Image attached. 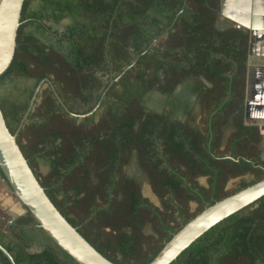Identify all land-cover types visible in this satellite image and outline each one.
I'll return each instance as SVG.
<instances>
[{"label": "trees", "instance_id": "1", "mask_svg": "<svg viewBox=\"0 0 264 264\" xmlns=\"http://www.w3.org/2000/svg\"><path fill=\"white\" fill-rule=\"evenodd\" d=\"M218 12L219 0L22 2L13 56L0 85L18 77L33 84L20 102L0 97V110L13 133L45 77L69 111L63 95L87 105L85 113L103 93L96 122L92 114L77 122L49 84L40 88L16 142L57 210L113 263L147 264L205 206L264 177L259 128L244 123L248 32L218 28ZM63 19L69 20L64 30L53 29L51 23ZM98 72L108 77L106 83ZM188 79L202 96L200 129L144 104L150 91L169 96ZM96 85H102L99 93ZM228 120L234 130L220 147ZM132 152L160 205L124 176ZM38 159L48 163L44 175L34 168ZM244 174L251 179L225 188ZM197 175L205 176V185ZM0 177L6 182L1 170ZM246 207L252 209L239 214ZM148 222L152 234L143 232ZM8 227L15 240L3 241L0 229V243L15 264H78L28 211ZM37 242L41 249L29 250ZM0 264H10L1 251ZM168 264H264V195L210 227Z\"/></svg>", "mask_w": 264, "mask_h": 264}, {"label": "water", "instance_id": "2", "mask_svg": "<svg viewBox=\"0 0 264 264\" xmlns=\"http://www.w3.org/2000/svg\"><path fill=\"white\" fill-rule=\"evenodd\" d=\"M23 0H0V73L10 63L14 48L16 30ZM219 13L231 21L237 28H245L255 34L264 26V0H219ZM248 58L246 65H248ZM49 84L59 104L65 111L75 116L91 114L98 102L87 112L77 114L69 111L57 94L51 80L41 79L33 89L16 130L11 133L0 110V170L19 203L35 219L46 235L78 264H116L100 254L79 232L62 216L45 194L37 178L29 167L16 142V133L31 110L41 85ZM245 99V103H246ZM247 109L245 107V116ZM260 133H264V124L259 123ZM264 195V177L215 202L205 206L200 212L184 223L167 240L147 264H168L196 238L210 227L249 205ZM11 215V214H10ZM17 215H11L15 218ZM0 251L10 264H15L11 254L0 243Z\"/></svg>", "mask_w": 264, "mask_h": 264}, {"label": "crops", "instance_id": "3", "mask_svg": "<svg viewBox=\"0 0 264 264\" xmlns=\"http://www.w3.org/2000/svg\"><path fill=\"white\" fill-rule=\"evenodd\" d=\"M215 25L220 29H225L228 27H235L233 21L229 18L221 15L219 12L217 14ZM245 29V28H244ZM247 30V29H246ZM248 32V65L247 67V79H246V87H245V99L244 102V116H245V107L247 109V117H244L245 124L257 125L259 128V123L264 124V29L255 32V34ZM204 85L206 87H210L211 83L202 79ZM183 86V102L178 104L177 97L181 96L176 95L179 91V86ZM192 82L191 80H185L183 83L178 84L172 94L169 96H165L160 94L157 91H150L145 95L146 97H151L154 94L162 96L166 98V106H161L159 109L148 107L145 103V106L153 111L161 112L164 111L166 113L171 114V116L175 119H179L182 121H186L191 127L195 129H200V117L202 113V96L196 94L192 91ZM176 95V97H175ZM180 97H178L179 100ZM197 100V101H196ZM196 101V102H195ZM234 130V125L231 120H228L223 128H222V138L220 147H222L229 136V134ZM260 132V130H259ZM261 134V149L264 147V133ZM263 151V149H262ZM261 158L264 160L261 152ZM196 180L205 185V176L197 175ZM1 184V183H0ZM151 202L158 205L154 199L156 196L154 194L145 195ZM11 204L17 205L13 198L10 196L4 195L0 193V205L3 208H6V212L10 215H14L10 213ZM9 207V208H8ZM18 215V214H17Z\"/></svg>", "mask_w": 264, "mask_h": 264}, {"label": "rangeland", "instance_id": "4", "mask_svg": "<svg viewBox=\"0 0 264 264\" xmlns=\"http://www.w3.org/2000/svg\"><path fill=\"white\" fill-rule=\"evenodd\" d=\"M68 22H69L68 19H63L58 24H54L51 22H49V23H51L53 29H57L59 32H61L64 30V25ZM46 38L43 36L42 39L47 43L53 42V38H51L50 36H48ZM98 75H101L100 72H98ZM246 75H247V70H246ZM100 77H101L102 83H106V81H108V77L106 75H101ZM246 79H247V76H246ZM32 84H33L32 79L23 78V77H18V78H13L12 80H7L3 84L0 85V97L5 98L8 101L20 102L24 98L25 88L32 86ZM47 86H48V83L44 82L42 84L41 89L44 87H47ZM101 87H102V85H96L94 88L95 92L99 93L101 91ZM245 87H246V80H245ZM181 92L183 93V86L182 85L179 86V91L176 93L177 96L181 94V96H178V97H180L179 100L177 97L178 104L180 102L181 103L183 102V97H182L183 94ZM176 95H175V97H176ZM63 98H64L65 102L68 104V106L72 112H76L77 114H80L87 108V105L81 103L77 98H71L68 95H63ZM166 98L168 100V97H166ZM166 98H163L162 96L154 94L151 97L144 98V104L146 103V105L148 107H151V108L153 107V108L159 109L161 106H166V103H167ZM244 102H245V94H244ZM102 112H103V109H101V108L95 109L91 113L92 114L91 122H96V120L98 119V117L100 116V114ZM77 118H78V120H77V122H78L82 119V116H77ZM8 120L10 121V119H8ZM260 148H261V146H260ZM262 149H263V151H262ZM262 149H261V152H262V156L264 157V147H262ZM34 168L38 174L44 175L47 173L49 166L45 160L38 159ZM122 172H123L124 176L131 177L135 180V182L138 184L139 189H140L143 196L151 195V194L155 195V193L152 191V188L150 186L147 174L143 170H141L136 163L135 152H132L130 154L127 163L122 168ZM250 179H251V176L249 174H244L240 177L231 178L227 182L225 188L227 190H233L237 187L238 182L240 180L249 181ZM0 183H1L0 184V193L13 198L14 202L22 208V211L17 216L24 214L25 213L24 207L19 203V201L15 197L14 193L12 192V190L10 189L8 184L1 177H0ZM154 201L158 205H160V198L158 196H156ZM195 206H196V203L191 202L189 207L192 210L195 208ZM251 209H252V207H246L245 209L240 211L239 214H246ZM12 219H14V218H12L11 215H9L6 212V208L1 207V205H0V229L4 233L3 241H5V242H7L8 240H11V241L15 240V237L13 235V231L8 229L9 228L8 224L11 222ZM143 232L145 234H152L153 233L152 225L149 222L144 225ZM40 249H41V246L38 244V242L34 243L29 248V250H31V251H39ZM59 256L62 258L61 255H59Z\"/></svg>", "mask_w": 264, "mask_h": 264}, {"label": "bare ground", "instance_id": "5", "mask_svg": "<svg viewBox=\"0 0 264 264\" xmlns=\"http://www.w3.org/2000/svg\"><path fill=\"white\" fill-rule=\"evenodd\" d=\"M261 28L264 29V26H262ZM9 208V207H8ZM22 211V208L17 204V205H12L10 206V213L14 214V215H17L19 214L20 212Z\"/></svg>", "mask_w": 264, "mask_h": 264}]
</instances>
